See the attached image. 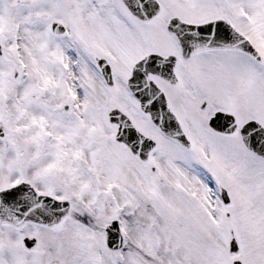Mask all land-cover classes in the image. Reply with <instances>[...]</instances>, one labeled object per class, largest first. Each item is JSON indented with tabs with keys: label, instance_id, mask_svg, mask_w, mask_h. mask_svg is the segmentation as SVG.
<instances>
[{
	"label": "snow or ice",
	"instance_id": "snow-or-ice-1",
	"mask_svg": "<svg viewBox=\"0 0 264 264\" xmlns=\"http://www.w3.org/2000/svg\"><path fill=\"white\" fill-rule=\"evenodd\" d=\"M0 264H264V0H0Z\"/></svg>",
	"mask_w": 264,
	"mask_h": 264
}]
</instances>
